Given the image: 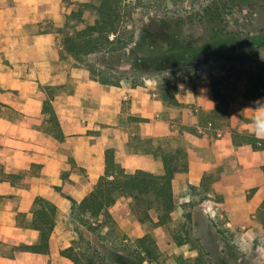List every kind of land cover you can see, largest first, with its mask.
<instances>
[{
    "label": "rangeland",
    "instance_id": "rangeland-1",
    "mask_svg": "<svg viewBox=\"0 0 264 264\" xmlns=\"http://www.w3.org/2000/svg\"><path fill=\"white\" fill-rule=\"evenodd\" d=\"M99 1L53 0L60 7L59 26L50 22L45 32L55 30L58 34L56 49L65 70H69V78L42 89L47 100L57 101L63 92L76 94L77 85L90 80L86 88L92 97L83 100L92 108L99 106L103 95L115 104L124 92L127 98L119 103L118 123H97L90 133L104 132L106 147L114 150L115 159L120 154L119 158L129 160L126 167L116 160L128 173L142 169L161 175L164 154L181 152L177 158L179 167L186 162L188 171L176 174L173 181V219L168 225H157L158 212L153 210L152 221L141 223L130 211V199L121 197L109 210L111 218H101L97 230L91 231L72 220L69 198L79 202L88 195L98 182V170L88 173L74 164L70 171L60 174L58 181L40 174V167L7 175L0 166V232L14 230L12 238L16 241L0 239V264H73L60 255L70 247L89 257L98 252L104 259L98 264H139L128 255L148 235L157 246L156 255L143 264H264V150H254L245 142L248 137L264 140V95L255 102L243 96L254 81L264 82V46L257 47L251 41L264 35V0H169L162 10L155 8L156 0H122L134 8L132 16L125 18V28L134 34L135 43H140L150 21L165 19L173 23L181 19V38L174 43L180 46L187 39L185 49L200 47L203 42L212 44L204 55L207 61H193L188 56L176 60L165 51L146 54L147 47L141 46L131 55L121 54L108 60L109 66L103 56L76 62L63 50L62 40L94 22V10L82 4ZM76 11L83 15L72 17ZM159 59L165 63L158 64ZM37 65L41 67L40 63ZM102 79L111 83L103 84ZM168 91L176 92L181 106L162 101ZM214 92L219 93L217 99ZM0 93H4L1 87ZM144 95L162 102L160 116L155 119L168 123L167 136L142 135L141 123L151 121L137 109V98ZM59 101L63 104L64 98ZM217 104L221 107L218 116L212 113ZM4 106L0 102V116L11 113ZM211 117L216 118L211 121ZM225 135L232 138L235 151L219 163L214 158L213 145ZM250 155L256 157L255 164L249 167L244 160ZM33 177H44L41 182L46 188L32 187ZM208 177L210 180L202 186ZM37 192L52 198L57 195L58 216L51 237L53 252L31 259L19 255L15 244L22 235L26 240L35 238L31 231L23 233L17 229H28L33 203L42 197ZM178 232L188 233L192 241L179 246L173 239ZM200 247L205 252L203 263L198 262Z\"/></svg>",
    "mask_w": 264,
    "mask_h": 264
},
{
    "label": "crops",
    "instance_id": "crops-1",
    "mask_svg": "<svg viewBox=\"0 0 264 264\" xmlns=\"http://www.w3.org/2000/svg\"><path fill=\"white\" fill-rule=\"evenodd\" d=\"M59 15L60 7L53 0H0V87L4 90V93H0V102L5 104L4 109L11 112L0 116V166L7 175L28 171L36 166L40 167V174L59 181L60 174L70 171L74 164L87 169L88 173L98 170L99 176L105 171L106 137L104 132L90 131L97 123H118L119 103L123 97L127 98L124 92H121L115 104L107 101L103 95L99 106L92 108L83 100L85 97H92L86 88L91 84L89 80L88 83L80 82L76 90L73 84L70 85L77 91L76 94L63 92V96H58L57 101L49 100L64 135L61 141L52 132L48 123L49 114L43 112L47 99L42 86L58 85L67 82L69 78V70H65L66 66L56 49L58 34L55 30L45 32L50 22L59 26ZM62 98L63 104L59 101ZM137 103L141 116L151 119L150 123H141L142 135L148 138L167 136L170 133L168 123L155 119L160 116L162 102L153 101L144 95L137 98ZM57 104L66 107L59 109ZM207 109L211 107L207 106ZM107 110L111 112L107 113ZM213 148L214 158L219 163L235 151L234 142L228 135L217 140ZM119 157L120 154L116 160L126 167L129 160ZM255 157L250 155L244 162L250 167L255 164ZM41 178L44 177H33L32 187L39 185L46 188L47 185L42 184L41 181L44 180ZM33 194H41L56 206L58 204L56 194L54 198L48 197L44 192ZM29 228L28 224V229L17 230L31 231L35 234L34 240H26L22 235L18 237L16 247L22 242L21 245H32L38 241V231ZM12 237H15L14 230L0 232V239L4 241L16 242ZM50 248L51 253V241ZM19 255L31 259L48 256L30 252H20Z\"/></svg>",
    "mask_w": 264,
    "mask_h": 264
},
{
    "label": "trees",
    "instance_id": "trees-1",
    "mask_svg": "<svg viewBox=\"0 0 264 264\" xmlns=\"http://www.w3.org/2000/svg\"><path fill=\"white\" fill-rule=\"evenodd\" d=\"M168 1L156 0L154 6L161 10L165 9ZM82 7L94 10V22L64 37L62 40L63 50L76 62H84L91 56H103L105 63L109 66L108 60L117 58V56L119 58L121 54L131 55L135 48L141 46L147 47V50L144 49L146 54H150V52L158 54L165 51L170 54V58H176V60L188 56L193 61H207L204 55L209 53L212 44L209 46V43L203 42L200 47L185 49V45L187 46L188 42L187 39L179 43L180 46L174 43L181 38L179 31L184 24L181 19L174 20L173 23L167 22L165 19L150 21L146 25L147 29L143 31L140 43L139 41L135 43L134 34L127 32L128 30L125 28V18L127 16L131 17L133 13L132 10L134 8L131 4H124L122 0H100L97 4H82ZM82 15V11H76L71 16L81 17ZM189 21L192 23L193 18ZM157 40L159 42H156ZM251 41L257 47L264 46V35L252 38ZM236 58L237 56L234 57V59ZM164 63L162 59H159L158 64L162 65ZM100 82L103 84L111 83L103 79ZM263 90L264 82L256 80L246 89L243 96L245 99L255 102L264 95ZM167 93L164 94L163 102L168 101L174 106H181V103L176 99L175 91H168ZM214 93L217 99L219 93ZM220 109V105L217 104L212 113L218 116ZM43 112L49 114L48 123L55 137L60 141L63 140L64 135L60 123L49 100L44 102ZM215 118L211 117L210 119L214 121ZM245 142L250 144L254 150H264V140L258 141L248 137ZM235 145L237 146L239 143L236 142ZM160 150L166 152L164 148H160ZM180 155V151L169 156L164 154V173L161 175L142 169H138L134 173H128L116 161L114 150L107 148L105 151V171L98 179L94 189L79 202L69 198L72 203V220L91 231H95L97 230V225L100 224L101 218L110 219V208L116 204L119 198L124 197L130 199V211L139 222L152 221L151 211L154 210L158 212L157 225L170 224L173 219L172 214L176 209L173 181L176 174L188 171L186 162L185 164L181 162L182 167H179L177 158ZM209 177L203 179L202 186H205V182ZM57 216L58 207L54 203L43 197H37L34 201L29 227L38 231V241L32 245L17 246L15 249L20 252L49 255L51 249L50 241L56 228ZM190 217V215L187 217L188 221H191ZM98 227H101V225ZM173 239L179 246L186 245L192 241L188 233L184 235L179 232L173 234ZM135 247L137 250H133L128 255L132 261L143 264L145 260L155 258L157 246L152 236L148 235L140 239ZM199 252L198 262L203 263L202 260L205 257L204 249L200 247ZM60 255L70 260L73 264H98V260H104L103 256L98 254V252H95L93 257H89L84 252L72 247L62 250Z\"/></svg>",
    "mask_w": 264,
    "mask_h": 264
}]
</instances>
